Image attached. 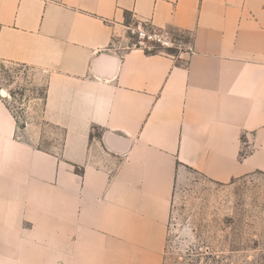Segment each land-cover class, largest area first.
<instances>
[{
	"label": "crops",
	"instance_id": "crops-1",
	"mask_svg": "<svg viewBox=\"0 0 264 264\" xmlns=\"http://www.w3.org/2000/svg\"><path fill=\"white\" fill-rule=\"evenodd\" d=\"M145 21L193 52L128 49ZM0 61L64 133L26 141L0 92V264H162L186 171L264 175V0H0Z\"/></svg>",
	"mask_w": 264,
	"mask_h": 264
},
{
	"label": "rangeland",
	"instance_id": "rangeland-1",
	"mask_svg": "<svg viewBox=\"0 0 264 264\" xmlns=\"http://www.w3.org/2000/svg\"><path fill=\"white\" fill-rule=\"evenodd\" d=\"M46 80L43 71L0 61V92L21 136L59 153L64 133L44 119ZM162 264H264V175L219 184L186 171L175 189Z\"/></svg>",
	"mask_w": 264,
	"mask_h": 264
},
{
	"label": "built area",
	"instance_id": "built-area-1",
	"mask_svg": "<svg viewBox=\"0 0 264 264\" xmlns=\"http://www.w3.org/2000/svg\"><path fill=\"white\" fill-rule=\"evenodd\" d=\"M127 35L133 41L128 44V49H140L145 53L176 51L190 54L193 52L191 42L186 41L187 35L159 31L147 21L127 27Z\"/></svg>",
	"mask_w": 264,
	"mask_h": 264
},
{
	"label": "trees",
	"instance_id": "trees-1",
	"mask_svg": "<svg viewBox=\"0 0 264 264\" xmlns=\"http://www.w3.org/2000/svg\"><path fill=\"white\" fill-rule=\"evenodd\" d=\"M22 67H25V68H26V66H23V65H22ZM44 100H45V99H44ZM9 107H10V106H9ZM15 117H16V116H15ZM16 119H17V117H16ZM17 121H18V119H17Z\"/></svg>",
	"mask_w": 264,
	"mask_h": 264
}]
</instances>
